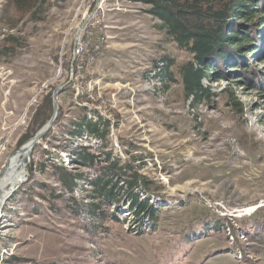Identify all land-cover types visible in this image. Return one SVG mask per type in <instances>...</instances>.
<instances>
[{
  "label": "rangeland",
  "instance_id": "obj_1",
  "mask_svg": "<svg viewBox=\"0 0 264 264\" xmlns=\"http://www.w3.org/2000/svg\"><path fill=\"white\" fill-rule=\"evenodd\" d=\"M37 1L23 13L0 0V176L61 88L51 130L0 208V264H264V25L193 105L157 69L187 59L141 0ZM90 24L101 44L80 63L74 38ZM84 118L97 134L75 138ZM82 154L95 160L83 166ZM133 177L147 193L130 189ZM97 178L115 201L96 199ZM131 196L158 210L154 223Z\"/></svg>",
  "mask_w": 264,
  "mask_h": 264
},
{
  "label": "trees",
  "instance_id": "obj_2",
  "mask_svg": "<svg viewBox=\"0 0 264 264\" xmlns=\"http://www.w3.org/2000/svg\"><path fill=\"white\" fill-rule=\"evenodd\" d=\"M11 1L14 8L23 13L35 12L40 4L37 0ZM141 1L148 5L146 13L158 21L156 29L162 36V43L172 46L187 59L176 66L173 59L163 57L162 66L157 67L158 71L162 73L163 81H180L185 97L191 99L193 105H198L202 99H208L210 96L202 82L221 75L218 73V65L227 67L230 59H234L233 62H242V57H246L251 49L253 39L259 38L257 29L264 25V19L254 24L257 14L264 12V0ZM237 18L247 22L249 28L245 29L243 24L235 22L234 19ZM173 67L174 72L171 70ZM96 125L95 122L84 118L81 122L73 123L74 130L71 134L75 138H80L84 132L94 136L98 131ZM80 156L79 161L83 166L92 164L95 160L90 155ZM76 180L79 181L80 178ZM108 183L111 182L102 178L91 181L96 199L101 197L115 201L112 191L107 190ZM136 184L140 185L143 193H147V182L144 178L133 177L129 182L130 189L136 187ZM129 204L136 216L154 223L155 210H158L149 206L148 202L131 196ZM85 207L89 214L97 215L96 204H87Z\"/></svg>",
  "mask_w": 264,
  "mask_h": 264
},
{
  "label": "bare ground",
  "instance_id": "obj_3",
  "mask_svg": "<svg viewBox=\"0 0 264 264\" xmlns=\"http://www.w3.org/2000/svg\"><path fill=\"white\" fill-rule=\"evenodd\" d=\"M28 142L24 144L20 151H17L13 161L4 169L0 176V208L9 197L25 181Z\"/></svg>",
  "mask_w": 264,
  "mask_h": 264
},
{
  "label": "built area",
  "instance_id": "obj_4",
  "mask_svg": "<svg viewBox=\"0 0 264 264\" xmlns=\"http://www.w3.org/2000/svg\"><path fill=\"white\" fill-rule=\"evenodd\" d=\"M92 27L93 25L91 24L88 26L85 25L84 29L82 28L79 34H77L74 38L72 54H80V63L82 62L85 54H87L88 46H92L94 49H97V47L101 44L100 38L93 41V38L90 37Z\"/></svg>",
  "mask_w": 264,
  "mask_h": 264
},
{
  "label": "water",
  "instance_id": "obj_5",
  "mask_svg": "<svg viewBox=\"0 0 264 264\" xmlns=\"http://www.w3.org/2000/svg\"><path fill=\"white\" fill-rule=\"evenodd\" d=\"M61 88H56L52 93V115L49 121L28 141V155L27 162L29 161V155L36 144H38L42 137L51 130L53 123L57 117L58 104H57V94L60 92ZM21 149V148H20ZM20 149L18 151H20Z\"/></svg>",
  "mask_w": 264,
  "mask_h": 264
}]
</instances>
